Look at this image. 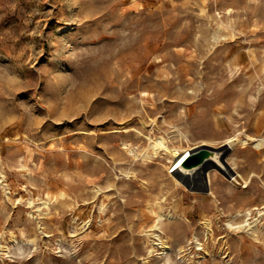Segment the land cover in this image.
I'll list each match as a JSON object with an SVG mask.
<instances>
[{
	"label": "rangeland",
	"instance_id": "obj_1",
	"mask_svg": "<svg viewBox=\"0 0 264 264\" xmlns=\"http://www.w3.org/2000/svg\"><path fill=\"white\" fill-rule=\"evenodd\" d=\"M145 134L248 139L244 179L176 184L122 147ZM260 137L264 0H0V264H167L160 227L189 264H264Z\"/></svg>",
	"mask_w": 264,
	"mask_h": 264
},
{
	"label": "bare ground",
	"instance_id": "obj_2",
	"mask_svg": "<svg viewBox=\"0 0 264 264\" xmlns=\"http://www.w3.org/2000/svg\"><path fill=\"white\" fill-rule=\"evenodd\" d=\"M105 89V88H103ZM103 100L107 101L105 98ZM118 101L115 100V102ZM130 128H127V125H123V131H127V134L130 132ZM138 139H142L143 132L138 130ZM104 136H109V134H105V131H103ZM147 135V134H145ZM149 142H148V147L145 148L144 150L138 149V147H134L132 143L128 142H123V148L127 149L128 152H130L134 157H139L141 160L144 162L146 161L147 165L149 162H151L152 158L154 155L158 154L160 150H164V153L167 154L169 157L170 165L168 166V170L171 171V176L174 178L176 184L185 183L187 185H192L198 188H206L208 187V184L210 183V178L211 175L207 170L211 168H216L223 174L229 176L231 178L232 183H238L240 182V179H244L243 174H238L235 172L234 168L232 165H230L224 158L227 150L236 143H245L248 139H243L239 136H231L227 138L223 143L219 144L218 146H212L208 145L206 143H201L200 145L197 146H171L168 144L167 140L163 135H159L157 137H152L151 135H147ZM249 137V136H248ZM255 145L258 147H261L264 144V138H256L254 139ZM206 144L213 148L215 150V154L213 158H207L202 164L192 167V168H185L182 166V163L184 162L185 156L191 152L192 150L196 149L197 147ZM260 153L263 152V147L259 148ZM235 173V174H234ZM205 174H207V179H205ZM215 175V174H213ZM2 176L0 175V183L4 185L2 182ZM7 193L9 192L8 190L6 191ZM206 195H203V197H212L214 195V191L209 190L206 192ZM240 210V209H239ZM261 210V208L259 209ZM247 214V212H245ZM160 217L162 214L159 215ZM166 216L168 218H172V214L167 213ZM208 226V229L211 234H213V231L210 227L209 222L206 223ZM231 225V224H230ZM160 233H152L154 236V239L157 240V242L152 241L151 244L152 246L158 245V248L161 250L160 253L164 254V259L167 264H179L177 261V257L181 264H189L187 260V255L184 251V248L182 245L177 246V248L174 249L175 252L172 250V245L171 242L168 238V236L165 234V229L162 227L159 228ZM260 231L257 229H252L250 234H252L255 238H257V235H260ZM244 238V237H243ZM245 240V238H244ZM199 247L196 248L198 253L201 252V250L205 251L206 253L213 254L211 250L207 249V247L203 243H197ZM153 250V249H152ZM175 256V257H174Z\"/></svg>",
	"mask_w": 264,
	"mask_h": 264
},
{
	"label": "water",
	"instance_id": "obj_3",
	"mask_svg": "<svg viewBox=\"0 0 264 264\" xmlns=\"http://www.w3.org/2000/svg\"><path fill=\"white\" fill-rule=\"evenodd\" d=\"M215 150L210 146L203 144L196 149L189 152L185 158L182 166L185 168H192L202 164L207 158H213Z\"/></svg>",
	"mask_w": 264,
	"mask_h": 264
}]
</instances>
